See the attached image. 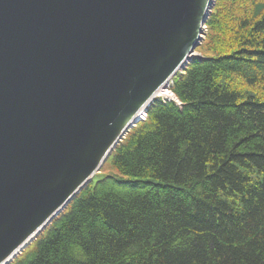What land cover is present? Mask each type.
I'll use <instances>...</instances> for the list:
<instances>
[{"label":"trees","instance_id":"1","mask_svg":"<svg viewBox=\"0 0 264 264\" xmlns=\"http://www.w3.org/2000/svg\"><path fill=\"white\" fill-rule=\"evenodd\" d=\"M206 29L176 101L11 264H264V0H215Z\"/></svg>","mask_w":264,"mask_h":264},{"label":"water","instance_id":"2","mask_svg":"<svg viewBox=\"0 0 264 264\" xmlns=\"http://www.w3.org/2000/svg\"><path fill=\"white\" fill-rule=\"evenodd\" d=\"M214 2L0 0V264L42 234L169 92Z\"/></svg>","mask_w":264,"mask_h":264},{"label":"rangeland","instance_id":"3","mask_svg":"<svg viewBox=\"0 0 264 264\" xmlns=\"http://www.w3.org/2000/svg\"><path fill=\"white\" fill-rule=\"evenodd\" d=\"M206 32H207V29H206V31H205V35H206ZM204 40H205V36H204ZM204 40H203V42H204ZM203 42H202V43H203ZM198 51H200L199 47L196 49V57H201V55L198 53ZM196 57H195V58H196ZM161 96H162L163 99H171V100L173 99V98L171 97V95H169V94H165V95H161ZM116 174H118L117 171H116L115 169H113V168H111L110 166L107 165V166L103 169L102 174H100L99 176H97V177L95 178V182L98 181V180L103 179V178H104L105 176H107V175H116ZM97 175H98V174H97ZM33 242H34V241H33ZM33 242H32V243H33ZM32 243H31V244H32ZM31 244H30V245H31ZM30 245H29V246H30ZM29 246H28V247H29ZM21 254H22V253H21ZM21 254H20V255H21ZM18 256H19V255H18ZM18 256H17V257H18ZM17 257H16V258H17ZM16 258H15V259H16ZM15 259H14V260H15ZM14 260H13V261H14ZM13 261H12V262H13ZM12 262H11V263H12ZM11 263H10V264H11Z\"/></svg>","mask_w":264,"mask_h":264},{"label":"bare ground","instance_id":"4","mask_svg":"<svg viewBox=\"0 0 264 264\" xmlns=\"http://www.w3.org/2000/svg\"><path fill=\"white\" fill-rule=\"evenodd\" d=\"M165 94H169V95H170V93L167 92V91H165V90L160 91V96H161V95H165ZM142 116H143V117H142ZM140 118H141V119H144V114H142Z\"/></svg>","mask_w":264,"mask_h":264}]
</instances>
